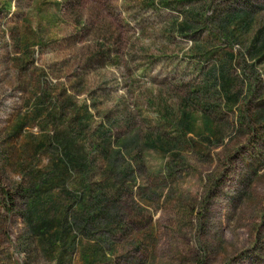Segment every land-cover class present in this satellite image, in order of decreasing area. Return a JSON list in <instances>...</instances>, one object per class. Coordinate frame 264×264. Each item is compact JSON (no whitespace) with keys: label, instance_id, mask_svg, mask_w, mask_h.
<instances>
[{"label":"rangeland","instance_id":"1","mask_svg":"<svg viewBox=\"0 0 264 264\" xmlns=\"http://www.w3.org/2000/svg\"><path fill=\"white\" fill-rule=\"evenodd\" d=\"M59 136L82 165L48 184ZM95 248L264 264V0H0V264Z\"/></svg>","mask_w":264,"mask_h":264},{"label":"trees","instance_id":"2","mask_svg":"<svg viewBox=\"0 0 264 264\" xmlns=\"http://www.w3.org/2000/svg\"><path fill=\"white\" fill-rule=\"evenodd\" d=\"M239 17V16H236ZM36 111L39 113V109H36ZM185 118H190L189 114H186L184 116ZM24 118L19 119L15 122L13 131H17L20 126L24 123ZM187 123V121L185 122ZM191 124L190 122H188ZM56 142H59V144L62 146V150L64 151L65 158L56 157L55 161L52 162V167L50 169H53L55 172L50 173L51 175H54L53 180H46V183L50 184L52 182H58L60 181L65 174H69L68 166H77L82 165L81 162L78 160V157L73 153V148H71L72 142L67 139V137H56ZM45 144V140H41L38 143V146H42ZM45 187V188H44ZM44 188V189H43ZM48 191L47 185L45 183H36L32 187V194L33 196L30 198V200L27 203V212H28V221L30 222L29 226L32 232H36L40 235H43L45 233V230L48 226L52 223V218H49V216L45 215L46 211H43V213L39 210L40 205L44 207V204L42 202L43 198L41 197V192L46 193ZM50 198V197H49ZM83 202V200H82ZM81 202V203H82ZM83 205V204H82ZM81 207V206H80ZM82 208H85V206H82ZM47 210V209H46ZM99 210V208H98ZM60 234L59 231H54L53 234H50V237L52 239L56 238ZM48 242L51 244L53 240H48ZM88 249V248H87ZM86 251V250H85ZM99 255V249L95 248L90 250L89 252H83L82 257L86 264H91L95 261V258H97Z\"/></svg>","mask_w":264,"mask_h":264}]
</instances>
